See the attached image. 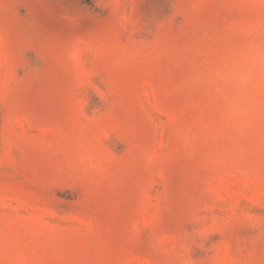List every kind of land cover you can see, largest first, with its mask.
Returning <instances> with one entry per match:
<instances>
[{
    "label": "rangeland",
    "instance_id": "1",
    "mask_svg": "<svg viewBox=\"0 0 264 264\" xmlns=\"http://www.w3.org/2000/svg\"><path fill=\"white\" fill-rule=\"evenodd\" d=\"M264 0H0V264H264V85L226 77Z\"/></svg>",
    "mask_w": 264,
    "mask_h": 264
},
{
    "label": "clouds",
    "instance_id": "2",
    "mask_svg": "<svg viewBox=\"0 0 264 264\" xmlns=\"http://www.w3.org/2000/svg\"><path fill=\"white\" fill-rule=\"evenodd\" d=\"M258 40L249 43L235 54L232 67L226 73L233 88L242 90L254 78L264 85V31H258Z\"/></svg>",
    "mask_w": 264,
    "mask_h": 264
}]
</instances>
